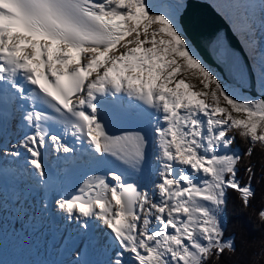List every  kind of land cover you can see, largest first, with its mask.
Segmentation results:
<instances>
[{"label":"snow or ice","instance_id":"1","mask_svg":"<svg viewBox=\"0 0 264 264\" xmlns=\"http://www.w3.org/2000/svg\"><path fill=\"white\" fill-rule=\"evenodd\" d=\"M224 7L250 22L254 5L251 0H229ZM128 22L133 23L131 29L126 27ZM133 34L132 40L121 44ZM258 54L257 86L264 92V50ZM213 55L242 87L251 85L256 75L251 58L242 63L228 41L219 37ZM93 70L96 78L89 79ZM128 73L142 74L147 80ZM18 75L33 86L31 90L26 92L17 83ZM189 76L199 80L202 90H193L194 85L186 82ZM108 84L157 106L164 114L165 127L156 132L163 158L160 181L154 185L159 202H154L148 189L125 184L110 173L114 184L103 176H89L77 195L56 201L57 210L82 231L88 230L93 219L109 230L119 250L108 264H128L125 253L132 254V264H208L212 259L219 264L223 255L234 254L235 241L224 239L222 224L226 190L241 194L245 209L255 194L250 182L242 186L237 179L242 157L218 151L235 142L227 134L232 129L250 145L245 156L252 155L256 143L264 147V98L236 99L192 51L177 21L151 13L146 0H0V117L6 101H19L21 121L32 129L3 151L15 159L24 149L41 187L51 182L42 150L49 143L64 154L74 150L61 138L48 135L50 118L37 110V104L67 117L70 134L77 141L83 138L98 155H111L138 170L146 148L143 139L132 134L110 137L95 118L92 101ZM208 98L211 103H206ZM221 102L228 108L221 107ZM233 112L243 118L233 117ZM174 164L189 167L191 174L175 175ZM245 170L252 172L251 166ZM153 216L158 228L150 230ZM257 218L264 223V206ZM74 259L79 261V256Z\"/></svg>","mask_w":264,"mask_h":264},{"label":"water","instance_id":"2","mask_svg":"<svg viewBox=\"0 0 264 264\" xmlns=\"http://www.w3.org/2000/svg\"><path fill=\"white\" fill-rule=\"evenodd\" d=\"M178 23L184 32V36L205 64L214 68L226 83L239 87L243 93L257 97L251 71L248 73L252 77L251 85L242 87L240 82L229 75L224 65L213 55V45L219 37L228 41L234 50V54L242 63L247 64L249 62L241 40L211 3L205 0H186L179 15ZM262 98H264V92L260 96V99ZM123 182L125 184L130 183L127 180Z\"/></svg>","mask_w":264,"mask_h":264},{"label":"rangeland","instance_id":"3","mask_svg":"<svg viewBox=\"0 0 264 264\" xmlns=\"http://www.w3.org/2000/svg\"><path fill=\"white\" fill-rule=\"evenodd\" d=\"M153 1H155V0H146V2L148 4V7H150V5L153 4ZM156 1L157 2L159 1V3H161V5H162V8L156 14H161L162 13L166 17H169V18H172V19L176 20L177 21V25L179 26L178 20H177L178 15H177L176 6H177V3L180 0H156ZM210 1L213 2L219 8V10L221 12H224V14L226 13L227 16H228V13H230L232 11V9L224 7V5L229 2V0H210ZM179 4H182V3H179ZM260 8L262 10V13L264 14V6H263V4L260 5ZM238 20L239 21L236 22L238 24L236 26V30L237 31L239 30L238 33L242 35V34L245 33L244 32L245 31V27L244 26H245L246 23L244 24L243 22H241L240 14H239V19ZM263 29H264V27L262 25V27H260V31H261L260 36L262 38H264V30ZM149 31H151V28H149ZM128 38H132L133 39L134 38V34L130 35V37H128ZM128 38H127V40H128ZM141 38H143V36H141ZM132 39H129V40H132ZM157 39H159V37H157ZM191 49L195 53V51L193 50L192 47H191ZM253 63H256L255 65L258 66V70H259L260 58H259V60H257L256 57H254ZM207 67L209 69H211V71L213 73H215L217 76H219L214 71V69H212L209 66H207ZM258 75H259V71H258ZM179 78L180 77H178V79ZM145 80H146V78H145ZM187 80L189 81V83L194 85L195 89H193V90H202V85L199 84V80L198 79L192 78V77L189 76V78ZM155 83L159 84L160 82L156 81ZM223 83H224V86L229 89L231 94L236 99H238V100H253V99H250L249 97H247L246 95L241 94L238 89L226 84L225 82H223ZM169 86L170 87H174L173 85H169ZM257 90H258L259 93H262V91H261V89L259 87H257ZM207 100L211 101L210 98H208ZM255 100H258V99H255ZM220 106L228 108V106L225 103H223V102H221ZM232 115H233V117H236V118H243L242 114H238V113H235V112H233ZM220 150L221 149H219L218 153H220ZM262 150H264V147H262L259 143H257L256 152H262ZM201 203L207 204V202H204V201H201ZM0 215H1V213H0ZM0 223H1V220H0ZM222 224H223V218H222ZM240 227H241V230H240ZM240 227H238L236 229V232H237V234L239 236L240 248L242 249V251L244 250V248L245 249L247 248L246 250L248 252H250L251 254H254L255 252L260 251L263 248V246H264V243H262V234H263L262 231L264 230V226L259 225V224H255L253 226V231L255 233H250L247 228L242 227V226H240ZM260 228H261V232H260ZM201 242L203 243V241H201ZM185 243H187V242H185ZM1 251H2V254L0 252V264H27L30 259L33 261L34 264H39L38 263V258H36L35 254H34L35 249L32 246L24 247L21 244L17 245V246H14V245H10L8 243V244H5L4 246L1 247ZM233 258H235V257H233ZM249 258L252 259V256H250ZM208 264H210V260H209Z\"/></svg>","mask_w":264,"mask_h":264},{"label":"trees","instance_id":"4","mask_svg":"<svg viewBox=\"0 0 264 264\" xmlns=\"http://www.w3.org/2000/svg\"><path fill=\"white\" fill-rule=\"evenodd\" d=\"M186 82L189 83L188 80H186ZM243 141L244 139L242 137H239L240 145ZM256 146L253 148L251 156L243 158V166H249L250 162H256L258 168L260 166L264 168V150H262V152H256ZM225 198L227 202L224 209L225 230L228 229V231L230 232L226 234V236L233 237V239H235L236 251L234 254L226 253L225 255H223L220 258L219 264H264V246L260 251L255 252L254 254L248 252L246 250L247 248H244V250L242 251V249L240 248L239 236L236 232V229L240 226L247 228L250 233H255L253 231V226L255 224L264 226V223H261L257 218V212L264 203V180H259L255 195L251 199L250 206L246 209L242 206L241 199H239L238 193H236L235 191L230 189L226 190ZM262 232V240H264V230ZM250 256H252V259L249 258ZM210 264H216L215 260H210Z\"/></svg>","mask_w":264,"mask_h":264},{"label":"bare ground","instance_id":"5","mask_svg":"<svg viewBox=\"0 0 264 264\" xmlns=\"http://www.w3.org/2000/svg\"><path fill=\"white\" fill-rule=\"evenodd\" d=\"M148 8H149V10H150L151 13H157L162 8V5H161V3H159V1L157 2L155 0V1H153V4H151L150 7H148ZM227 18H228L227 20H229V22H231L232 24H236V22L239 21L238 20L239 19V13L236 10L232 9V11L230 13H228ZM127 27H129L128 29H131L133 27V23L132 22H128V26ZM128 37H130V36H128ZM128 37H126L125 40L121 42V44H124L127 41V38ZM121 50L123 51L124 49L121 48ZM110 55H112V53ZM99 70H100V72H102L103 71V68H101ZM137 76H140L142 78V76L139 75V74L136 75L135 77H137ZM17 83H19L20 85H22L24 87V83L21 80V77L19 75L17 76ZM164 127H165L164 122L163 121H160L159 124H158V129H163ZM5 144H7V142H5ZM157 150H161L160 147H159V144L157 146ZM158 159H159L158 161H155L154 162V166L151 168V170L148 171L146 177H144L142 179H140V178H137L136 179V182L138 184H141L143 186V189H148V191L150 193V196L152 197V199L154 200V202H158V200L155 199L156 198V195H158L157 194V189L154 187V185H156L158 183V181H159V175H158V173L160 172V169L158 170L156 166L158 165L160 167L161 159L160 158H158ZM111 181H113V180H111ZM114 183H115V181L111 182V184H114ZM10 194L12 196H14L16 194V191L13 188H11L10 189ZM41 208H44V205H41ZM55 215H58V211L55 212ZM95 221H98V220H95ZM93 222H94V219L91 220V226L92 227H95L96 229H100V226L99 225H93ZM99 224H101V223L99 222ZM111 242L112 241H110V240H108L106 238L103 241V246L111 247V245H110ZM65 246L68 247L69 244H67Z\"/></svg>","mask_w":264,"mask_h":264}]
</instances>
